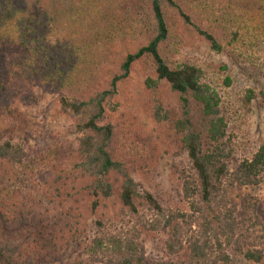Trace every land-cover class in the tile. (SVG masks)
<instances>
[{
	"label": "trees",
	"instance_id": "trees-1",
	"mask_svg": "<svg viewBox=\"0 0 264 264\" xmlns=\"http://www.w3.org/2000/svg\"><path fill=\"white\" fill-rule=\"evenodd\" d=\"M188 9L199 23L193 25L199 36L214 51L264 70V0H190ZM182 19L192 23L173 0H0V88L6 91L18 80L46 87L62 96L65 111L84 117L74 158L78 179L92 180L93 197L114 196L110 176L115 173L122 181V206L139 214V185L127 167L136 159L114 148V127L107 120V104L134 66L148 59L178 99L174 129L190 166L179 170L185 209L164 208L147 195L151 216L142 232L99 224L84 249L95 264H148L143 233L166 236L164 258L154 264H264V210L251 199L238 204L227 192L237 183L260 185L264 144L236 162L227 185L232 153L222 143L220 99L200 70L171 69L166 61L181 49ZM122 51L118 73L103 86L101 75ZM226 84L231 85L229 78ZM147 86L155 89L152 80ZM193 103L203 117L198 123L192 119ZM4 113L19 115L5 103ZM69 152L59 146L28 162L19 144L0 145V264H35L34 257L57 254L83 239L79 206L69 204L74 188L59 176L39 180L45 172L58 175ZM51 213L53 220L46 216Z\"/></svg>",
	"mask_w": 264,
	"mask_h": 264
},
{
	"label": "rangeland",
	"instance_id": "rangeland-1",
	"mask_svg": "<svg viewBox=\"0 0 264 264\" xmlns=\"http://www.w3.org/2000/svg\"><path fill=\"white\" fill-rule=\"evenodd\" d=\"M189 1L173 0L191 18L192 23L186 24L182 19L184 24L179 31L181 49L177 54L169 55L166 61L171 69L189 66L200 70L202 81L218 95L220 118L224 121L226 134L222 143L232 153L227 160L229 175L226 183L229 185L237 171L236 162L251 157L264 144V70L260 71L234 58L227 51H214L193 26L199 23L188 9ZM170 9L175 19H180L179 11ZM125 56L126 53L120 52L114 64L101 75L103 86L118 73ZM227 78L231 85L226 84ZM149 80L154 82L155 89L148 88ZM61 98V95L46 87L21 80L10 82L6 91L0 88V145L5 142L19 144L24 148L28 162L59 146L70 151L71 159L65 161L58 175L45 172L39 180L43 183L59 176L67 187L74 188L69 204L77 202L79 206L84 237L57 254L34 257L32 261L35 264H95L84 249L98 234L99 224L134 235L142 232V225L151 216L145 200L147 195H151L164 208L185 209L179 170L190 166L181 136L174 129L175 121L180 116L178 99L170 86L157 78L152 63L147 59L134 66L129 78L119 85L117 96L107 104V120L115 132L114 148L136 159L127 165L139 185V214L134 215L119 200L122 181L115 173L110 176L114 186V196L110 199L93 197L90 190L92 180L78 179L80 173L76 165L79 160L74 156L78 139L82 137L80 126L84 117H76L65 111ZM4 103L10 109L17 110L18 117L6 115ZM192 105V119L198 123L203 118L201 110L197 104ZM158 113L160 118L157 117ZM138 163L139 167L136 165ZM227 192L238 204L251 199L258 201L260 209L264 210V176L258 186L237 183L234 187L228 186ZM94 203H97L96 208ZM52 215L46 214L50 220H53ZM165 240L166 236L162 234L143 233L141 242L148 264L164 258Z\"/></svg>",
	"mask_w": 264,
	"mask_h": 264
}]
</instances>
